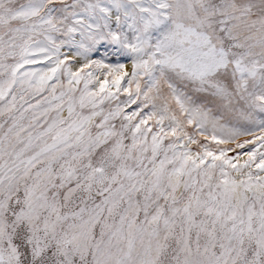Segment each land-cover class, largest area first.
<instances>
[{
  "label": "snow or ice",
  "instance_id": "snow-or-ice-1",
  "mask_svg": "<svg viewBox=\"0 0 264 264\" xmlns=\"http://www.w3.org/2000/svg\"><path fill=\"white\" fill-rule=\"evenodd\" d=\"M0 264H264V0H0Z\"/></svg>",
  "mask_w": 264,
  "mask_h": 264
}]
</instances>
